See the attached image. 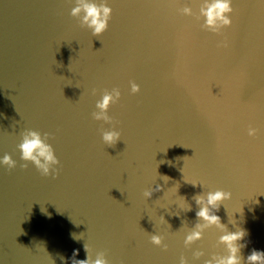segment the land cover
<instances>
[{"label":"water","instance_id":"water-1","mask_svg":"<svg viewBox=\"0 0 264 264\" xmlns=\"http://www.w3.org/2000/svg\"><path fill=\"white\" fill-rule=\"evenodd\" d=\"M106 2L112 18L97 37L70 15L75 0H0V158L17 161L0 165V264H72L74 252L87 258L84 244L110 264H203L226 254L223 233L210 228L187 248L184 239L192 197L215 190L232 193L215 214L247 232L245 260L264 251V0H232L220 35L180 12L198 15L203 0ZM114 87V124L94 120ZM113 127L121 140L109 147L102 131ZM25 129L54 137L56 179L19 167Z\"/></svg>","mask_w":264,"mask_h":264},{"label":"clouds","instance_id":"clouds-1","mask_svg":"<svg viewBox=\"0 0 264 264\" xmlns=\"http://www.w3.org/2000/svg\"><path fill=\"white\" fill-rule=\"evenodd\" d=\"M112 12L113 10L107 5L106 0L100 3L95 2V0H75V6L72 7L70 15L79 19L81 27L88 28L91 30L93 36L98 37L108 29ZM180 12L184 16L195 17L197 21L203 18L204 22L201 28L213 34L220 35L224 29L232 26L231 14L234 12V9L232 7V0H203L198 15L188 6L180 9ZM218 46L228 47V43L225 40ZM130 90L131 94H137L140 92V86L135 82H130ZM96 92V89L91 90L92 95H96ZM120 99L121 91L118 87H114L110 91L105 89L102 98L96 102V111L92 112V118L96 121L114 124L113 118L108 114V110L113 104L118 103ZM257 133V128L251 125L248 127V136L255 137ZM20 136L21 141L17 145V148L21 153L20 159L24 163H21L19 167L22 170H26L29 163H31L41 176H51L53 179H56L60 172L58 167L60 161L55 155L54 148L48 142L50 139H54L52 134L48 132L42 134L38 130L25 129L20 133ZM102 140L105 145L113 147L121 140V133L115 130V127L112 130H103ZM0 165L5 166L8 170H12L17 167V161L11 155L5 154L0 158ZM160 179L166 183L169 177L160 176ZM191 184L193 187L199 185L196 183ZM154 190L158 192L161 190V187L158 185L155 189L145 190L143 196L146 199H150ZM180 197L187 202L185 197ZM231 197L232 193L224 190L209 191L206 194L204 192L198 193L192 197L198 207V211L195 213L196 223L188 230L184 239V245L186 248L190 247L197 241L203 239L206 230L215 227L223 233L220 235L217 244L224 246L226 254H212L210 258L203 261V264H264V251L255 249L251 251V254L245 260L242 255V249L247 247V243H241V241L245 239L247 232L240 228L236 231H229L228 227L221 222V218L215 214L219 211L221 204L224 201L230 200ZM185 211H192V206L188 204ZM161 220L166 222L163 216H161ZM229 223L235 225L236 221L231 220ZM73 235L76 238L75 234ZM150 243L154 246L162 247L165 251L168 249V245L164 243V237L162 235L151 234ZM84 251L86 252L87 258L77 260L74 257L78 255V252H74L72 264H110L104 251L97 252L95 259H93L92 250H90L87 244H84ZM204 256L205 253L201 250L193 253V257L196 260ZM61 259L63 260L64 258L61 257ZM179 264H188L187 258L182 255Z\"/></svg>","mask_w":264,"mask_h":264}]
</instances>
